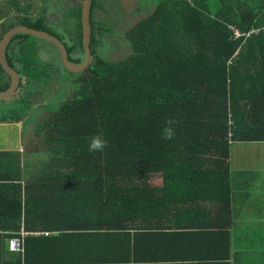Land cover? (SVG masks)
Returning a JSON list of instances; mask_svg holds the SVG:
<instances>
[{"label": "trees", "instance_id": "obj_1", "mask_svg": "<svg viewBox=\"0 0 264 264\" xmlns=\"http://www.w3.org/2000/svg\"><path fill=\"white\" fill-rule=\"evenodd\" d=\"M233 5L157 0L131 30L128 62L94 58L50 123L36 125L46 160L25 170L34 181L14 187L18 198L7 194L4 218L17 221L10 249L25 250L29 235L78 238L152 223L175 207H230V144L264 140V0ZM28 55L23 47L22 60ZM98 135L106 145L89 151ZM155 174L162 188L149 184Z\"/></svg>", "mask_w": 264, "mask_h": 264}, {"label": "crops", "instance_id": "obj_2", "mask_svg": "<svg viewBox=\"0 0 264 264\" xmlns=\"http://www.w3.org/2000/svg\"><path fill=\"white\" fill-rule=\"evenodd\" d=\"M45 1L8 0L7 3L20 7ZM17 13L22 15L19 17L22 20L27 17L19 11L12 12L11 17L16 18ZM4 112V109L0 111V119L8 120L2 118L7 114ZM10 121L20 131L28 120ZM3 125L0 124V129ZM25 130L32 144L22 142V138L18 145H0V264H264V210L259 207V198L254 206L252 195H242L241 188L258 184L264 177V140L230 144V147L236 145V150L244 153L249 163L243 168L235 162L232 169V160L227 159L229 180L236 179L234 185H239V191H232L228 208L216 202H202L193 214L194 209L189 212L175 207L166 219L152 217L155 218L152 223H126L118 229L108 228L106 233L90 232L78 238L25 235V250L13 251L9 240L17 233H10L9 229L15 230L17 221H12L15 217L4 218L5 214H12L5 202L7 194L13 195L12 199L18 198L14 187L20 185L23 191L27 182L34 181L33 175L24 172L30 165L40 163L47 151L42 145L37 150L34 147L40 141L36 126L26 125ZM1 136L0 131V139ZM247 146H252L256 153L245 149ZM149 184L162 188L163 180L155 183L150 178Z\"/></svg>", "mask_w": 264, "mask_h": 264}, {"label": "flooded vegetation", "instance_id": "obj_3", "mask_svg": "<svg viewBox=\"0 0 264 264\" xmlns=\"http://www.w3.org/2000/svg\"><path fill=\"white\" fill-rule=\"evenodd\" d=\"M7 1L0 0V46L8 31L15 26H25L47 32L57 38L65 47L68 60L71 63L75 65L83 63L82 0H46L36 5L29 4V8L27 4L13 7ZM153 5L148 2L142 5L139 0H91L89 10L90 60L85 71L81 74H71L65 69L61 60L60 49L51 41L25 34L13 35L6 46L5 63L16 73L18 85L12 98L0 102V104L3 106L9 104L11 106L7 107L10 111L14 109L24 113L22 117L16 120L17 123L23 118L28 121L23 124L24 128L21 127L19 131L18 126L11 125L13 121L10 120L13 119H0V124H4L0 129L2 133L0 145H18L22 138V142L27 141L32 144L25 135V126L34 125L35 127L37 124L47 126L56 115V110L46 109V106H58L60 102L64 101L66 97L62 99L63 97H60L58 93L63 90L64 86V89L67 90L66 93H68V88H72L74 84L77 85L78 78H86L94 58L100 56L104 60L106 57L107 60L116 64L128 62L132 53L129 43L131 30L139 21L145 19L144 15H148L154 9ZM15 11L22 12L27 17L22 20L19 18L22 15L18 13L16 18L11 17V13ZM137 18H142V20H137ZM19 36L22 37L18 38ZM23 47L29 54L26 61L22 60ZM55 49L59 52L60 62L53 58ZM0 70L3 72L1 74L0 71L3 83H8L9 88L12 80L4 71L1 63ZM26 71L31 75L26 77ZM69 74L73 76H69ZM38 138L40 141L34 146L35 149H39L42 145L47 150L44 137L38 136Z\"/></svg>", "mask_w": 264, "mask_h": 264}, {"label": "water", "instance_id": "obj_4", "mask_svg": "<svg viewBox=\"0 0 264 264\" xmlns=\"http://www.w3.org/2000/svg\"><path fill=\"white\" fill-rule=\"evenodd\" d=\"M90 3L91 0H82L81 3V33H82V45L84 48V61L80 65H75L71 63L68 60V55L65 47L63 44L55 37L51 36L47 32L44 31H38L34 30L25 26H15L12 28L10 31H8L3 40L1 41V46H0V63L4 69V71L11 77V85L8 88V91L0 93V102L2 101H7L15 93V90L18 85V77L16 73L7 66L5 63V50L7 43L10 41V38L13 35L16 34H25L29 35L38 39L42 40H48L51 41L52 43L56 44L59 49H60V55H61V60L62 63L65 67V69L71 73V74H81L85 71L86 67L89 64L90 60V50H89V39H90V26H89V10H90ZM144 18H147V15L144 16ZM137 20H142V18H137Z\"/></svg>", "mask_w": 264, "mask_h": 264}, {"label": "rangeland", "instance_id": "obj_5", "mask_svg": "<svg viewBox=\"0 0 264 264\" xmlns=\"http://www.w3.org/2000/svg\"><path fill=\"white\" fill-rule=\"evenodd\" d=\"M149 3V4H157V0H139V3H141L142 5H144L145 3ZM232 2L234 3L233 5V8L238 11L239 10V0H232ZM241 6V5H240ZM28 8H29V5H28ZM27 8V9H28ZM145 16V15H144ZM22 36H19L18 38H21ZM42 43H45V44H49L48 42H44V41H40ZM53 58L55 61H58L60 62V56H59V52L57 49L54 50V55H53ZM67 78V77H65ZM65 86L63 87V90H61L60 92L58 93V95H60V97H63L62 94L66 93L67 90L64 89ZM51 105V104H49ZM7 106H11L9 104L7 105H1L0 104V111L2 112L3 109L5 110L4 113H9V112H12L13 110H9V107ZM50 109L53 108V109H56L57 106L55 105H51V107H49ZM230 155H229V159L232 160V166L231 168L233 169L235 167V162H238L239 165L243 168H245V166L249 163V161L245 158V155L244 153L240 152L239 150H236V145H232L230 147ZM245 149L249 150V151H252L254 153H256L252 146H247ZM44 160H46V158H42ZM152 181H154L155 183H158V182H161L162 180V176H160L159 174H155L152 176ZM243 190H242V195H252V202H253V205L254 203L256 202V200L259 198V207H261L263 210H264V200H263V195L262 194L264 192V177L261 178L260 182L257 184V183H252V185L250 186H242L241 187ZM232 191H239V185H234L232 184ZM260 194H262L260 196ZM262 197V199H261ZM255 206V205H254Z\"/></svg>", "mask_w": 264, "mask_h": 264}, {"label": "clouds", "instance_id": "obj_6", "mask_svg": "<svg viewBox=\"0 0 264 264\" xmlns=\"http://www.w3.org/2000/svg\"><path fill=\"white\" fill-rule=\"evenodd\" d=\"M105 145H106V141L102 140L99 135L95 136L92 138V140L90 142L89 151L102 150Z\"/></svg>", "mask_w": 264, "mask_h": 264}, {"label": "built area", "instance_id": "obj_7", "mask_svg": "<svg viewBox=\"0 0 264 264\" xmlns=\"http://www.w3.org/2000/svg\"><path fill=\"white\" fill-rule=\"evenodd\" d=\"M251 33H247L246 36H249ZM233 35L235 38H239L240 36H243L238 30L233 29Z\"/></svg>", "mask_w": 264, "mask_h": 264}]
</instances>
